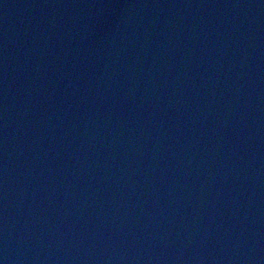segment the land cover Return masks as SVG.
Here are the masks:
<instances>
[{"label": "water", "instance_id": "1", "mask_svg": "<svg viewBox=\"0 0 264 264\" xmlns=\"http://www.w3.org/2000/svg\"><path fill=\"white\" fill-rule=\"evenodd\" d=\"M0 264H264V0H0Z\"/></svg>", "mask_w": 264, "mask_h": 264}]
</instances>
